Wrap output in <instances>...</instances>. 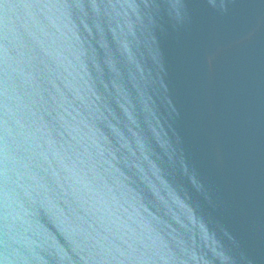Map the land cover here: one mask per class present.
Masks as SVG:
<instances>
[{"label": "water", "instance_id": "water-1", "mask_svg": "<svg viewBox=\"0 0 264 264\" xmlns=\"http://www.w3.org/2000/svg\"><path fill=\"white\" fill-rule=\"evenodd\" d=\"M0 264H264V0H0Z\"/></svg>", "mask_w": 264, "mask_h": 264}]
</instances>
